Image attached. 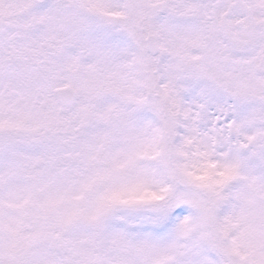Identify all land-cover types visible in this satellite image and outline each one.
I'll list each match as a JSON object with an SVG mask.
<instances>
[{"label":"snow or ice","instance_id":"obj_1","mask_svg":"<svg viewBox=\"0 0 264 264\" xmlns=\"http://www.w3.org/2000/svg\"><path fill=\"white\" fill-rule=\"evenodd\" d=\"M0 264H264V0H0Z\"/></svg>","mask_w":264,"mask_h":264}]
</instances>
